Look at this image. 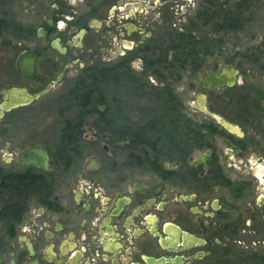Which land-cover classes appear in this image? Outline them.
I'll return each instance as SVG.
<instances>
[{"label": "flooded vegetation", "instance_id": "obj_1", "mask_svg": "<svg viewBox=\"0 0 264 264\" xmlns=\"http://www.w3.org/2000/svg\"><path fill=\"white\" fill-rule=\"evenodd\" d=\"M171 1L0 0V264H264L263 53L210 43L222 62L195 49L185 68L154 37L165 26L148 34L149 9ZM77 63L115 95L135 79L145 102L165 96L206 125H144L139 140L127 126L124 149L86 125H20Z\"/></svg>", "mask_w": 264, "mask_h": 264}, {"label": "rangeland", "instance_id": "obj_2", "mask_svg": "<svg viewBox=\"0 0 264 264\" xmlns=\"http://www.w3.org/2000/svg\"><path fill=\"white\" fill-rule=\"evenodd\" d=\"M149 1L151 4L155 0ZM238 1L240 0H216L212 3V11L218 12L221 7V12L222 10L223 12L219 19H212V21L205 25L203 24L202 19L199 20L198 27L194 30L193 34L197 40H204L202 42L205 46L198 45L199 42L195 43L196 45H192L194 49L198 50V58H201L204 61L211 60V64L215 62H222L223 55L219 52V49L215 50V52L211 55L202 52L212 47L210 43H213L216 48H222V46H224L226 48L224 51L227 52L229 56L233 55L237 51H245L247 49H251L255 56L262 57L261 53H263L264 56V0H248L247 7L243 13V21L245 23L238 30L217 31V26L220 24V18L222 15H224V11L228 8L231 9L234 7ZM203 5V0H175L169 2L168 5L165 6L161 11L158 7H155L152 10L149 9L147 15L149 29L148 34H151L153 27L156 29V25H163L165 26L164 28L161 27L162 29H156L154 37L158 38L159 40H163V47H169L170 45L177 44V32L184 31V28L187 25V20L190 17H193V15H195L198 12V9L200 10ZM164 21H166V24L163 23ZM16 23L20 24L21 27L26 29V27L30 25V19L23 16L17 17ZM16 34L17 33L13 31L10 32L9 36L11 39H13L15 38L14 36ZM33 40H35L33 34L32 36H25L24 32L20 34V41L22 45L33 47ZM168 52L169 57H174L173 50H168ZM252 55L253 54H251L250 57H252ZM210 56L212 57L210 58ZM177 57L179 59H187L185 61L187 62L191 55H188L186 52H180L177 54ZM187 67L188 62L185 68ZM244 67L250 70L252 69V66L249 65H244ZM80 68V63L74 64L65 71L60 85L49 91V93H47L44 98L34 101L29 107L25 108L27 113H21L20 125H36V127H39V130L41 127L43 130H45L48 128V125H50L53 127L52 131L56 133L58 132L57 128H59L60 125H64L66 121L71 120L72 123L75 122V120L78 118L77 115L79 111H81V109L78 108V100H75L76 95H78L80 88L91 84L89 81L90 78H81ZM152 80L149 79V82L152 83ZM190 81L194 82V78H191L190 76H186L184 78V83H189ZM95 88L96 93L94 94V101L98 100L100 95H105L107 102L111 103L112 108H110L109 112L111 114L110 125L108 126V129H102L104 125H100L97 112L93 115H88L82 125H86V130L90 131L89 135L92 133L99 134V136L105 141L107 140L106 138H109L112 140V142H114L112 139L113 137L120 139L115 140L118 141L116 147H120L119 149H124V145L126 144L127 140L126 138H123V135L130 132L128 130L126 131L127 126L134 127V125H120V121L122 119H120L117 114L119 113V110L122 109V111H127V113L133 117V121H138L135 115V110L136 108L140 107V104H143V100L136 99V96L132 90H127V93L126 90L121 89V93L115 95L113 87L107 84L105 80L95 83ZM70 90H77V92L76 94L71 95ZM187 98L191 100L195 97L191 92H188ZM114 100H120L121 102L119 101L120 104H117L115 107ZM95 105H97V108L101 111L104 109L103 105L101 104ZM195 105H199V102H196ZM122 111L120 113H122ZM28 112L31 113L28 114ZM219 115L222 117L221 114ZM200 117H202L201 120H204L202 114H200ZM201 120L198 119V121ZM111 133H113L114 136ZM128 140L130 141L129 138ZM143 146L141 148L146 150L147 148Z\"/></svg>", "mask_w": 264, "mask_h": 264}, {"label": "trees", "instance_id": "obj_3", "mask_svg": "<svg viewBox=\"0 0 264 264\" xmlns=\"http://www.w3.org/2000/svg\"><path fill=\"white\" fill-rule=\"evenodd\" d=\"M216 0H203V7L198 12L193 15V17H190L188 20V23L186 27L184 28V31L177 32V40L179 45H173L171 46L172 49L176 53L185 52L187 50L188 55H190V52L195 51L194 45L195 43L202 42L204 40H197L195 38L194 30L198 27V22L200 19H202L203 24H207L208 22L219 19L221 12V7L218 12L212 11V3ZM248 0H240L238 1L234 7L231 9L228 8L224 11V15L220 18V24L217 26V31L219 30H238L243 26L245 23L243 20V13L245 12V9L247 7ZM203 43V42H202ZM167 56V52L165 53L164 57ZM90 72L87 74H93L94 71L92 69L89 70ZM107 77L108 71L105 74ZM106 77V78H107ZM91 84L80 88V91H78V95H76L75 100H78V105L81 109L78 113V118L75 120V122L72 123L71 120L66 121L64 125H82L84 123L85 118L88 115H93L97 112V117L100 121V125H104L102 129H108V126L110 125L111 120V114L110 108L111 103L107 102V99H105V95H100L98 97V100L94 101V94L96 93L95 83L101 82V81H95L94 79L89 80ZM105 82L109 84V79H106ZM142 85V82H137L135 79H133V85H132V91L134 95L136 96V99L142 100L141 96L137 93V88ZM141 89V87H140ZM141 91V90H140ZM77 90H70L71 95L76 94ZM152 96H148V101L145 102L143 100V104H140L139 108H136V117L138 121H133L132 116L127 113V111L119 110V113L117 116H119L120 119V125H134V127H131L133 139L139 140V139H145V133L148 130L147 127L144 125H206L205 120L197 121L191 119L189 116H187L181 109L179 111L174 110L172 108V105L169 103L167 98L164 96L162 98H159V96L155 97V101H152ZM95 104H101L103 105V110L97 108V105ZM121 107V106H120ZM119 107V109H120ZM122 111V113H120ZM133 112V111H132ZM131 113V111H130ZM139 125V126H135ZM167 135V134H166ZM156 136L158 135H150Z\"/></svg>", "mask_w": 264, "mask_h": 264}, {"label": "water", "instance_id": "obj_4", "mask_svg": "<svg viewBox=\"0 0 264 264\" xmlns=\"http://www.w3.org/2000/svg\"><path fill=\"white\" fill-rule=\"evenodd\" d=\"M33 66H34V57L28 56L27 54H22L19 57V60L17 62V67L20 70L21 75L25 77H32L33 76ZM34 96H28L29 100L35 98ZM44 168L43 166H41Z\"/></svg>", "mask_w": 264, "mask_h": 264}]
</instances>
